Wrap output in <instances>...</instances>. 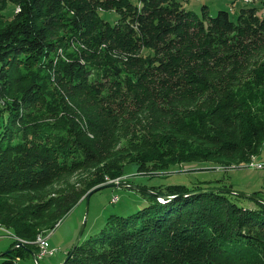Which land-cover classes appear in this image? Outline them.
<instances>
[{"label":"trees","instance_id":"1","mask_svg":"<svg viewBox=\"0 0 264 264\" xmlns=\"http://www.w3.org/2000/svg\"><path fill=\"white\" fill-rule=\"evenodd\" d=\"M184 1L0 0V226L16 239L8 250L24 241L0 264L38 257V235L129 166L162 171L215 155V164L228 168L232 157L242 169L261 155L264 0L236 20L205 6L197 15ZM103 13L115 14L114 23ZM15 78L28 87L11 99ZM79 173L75 184L64 180ZM230 178L141 186L164 199L142 193L145 207L111 216L64 264L264 261V244L223 224L231 217L264 232V204L211 191L233 189Z\"/></svg>","mask_w":264,"mask_h":264},{"label":"rangeland","instance_id":"2","mask_svg":"<svg viewBox=\"0 0 264 264\" xmlns=\"http://www.w3.org/2000/svg\"><path fill=\"white\" fill-rule=\"evenodd\" d=\"M133 2L138 4L140 0H133ZM184 4L186 9L193 11L197 15H202L204 6L208 8V12L212 17L216 16L221 10L228 11L232 20L237 19L239 11L242 8L252 5V3L247 4L242 0H185ZM103 17L112 23H114L116 19L115 14L109 13H103ZM93 32L94 37H98L99 34L102 33L97 26L93 27ZM63 33L65 32H59V35ZM60 53H62L61 50ZM118 59L121 60L123 58L119 57ZM121 66H124L125 70H129L128 64ZM13 86L14 94L10 95L11 99L14 98V95L19 96L22 94L27 89L28 82L21 83L15 78ZM58 90H60L61 93L67 92V95L70 96L72 100H83L87 106L92 104V102L89 101L91 100L90 98L85 97L81 93L73 94L63 85H60ZM205 146L206 149H214L217 147V145L212 144H205ZM209 159L210 161H197L175 165L170 169L162 171L148 169V171L145 170L141 173H137L136 168L129 166L125 170V176L115 180H109L106 184L120 183L138 187L143 185L148 187H167L170 185H186L188 187H193L200 186V184L207 186V182L214 183V181L229 173L231 177L229 183H231L235 191L248 195L259 192L264 200V169L258 170L254 167L236 169V164H233L234 158L232 157L228 160L230 162L228 169L222 165L214 163L217 161L215 155H212ZM255 163H264V145L262 153L257 157ZM80 178H82V175L80 176L79 173L68 176L64 180H67V184L71 185L77 183ZM62 187H64V184L61 181L56 183L52 187V190L62 189ZM86 199V196H83L71 211L61 218L55 229L47 236L48 248L57 251L54 256L47 255L42 258L37 257V262L32 258L26 257L17 261L16 264H58L67 255V258L61 263L64 264V261H67L76 250L75 249L73 252V248L82 231L86 215L88 219L80 242H84L99 233L106 226V223L111 216H128L148 204L147 198H145L141 192L125 188H104L94 193L91 196L89 203H87ZM162 200L163 199L158 198L159 202H162ZM241 204L250 208L255 207V202L250 199L242 200ZM219 209L223 214H226L225 209ZM234 219L236 218L229 217V219H225V223L223 224L227 228L229 227L232 229V233L236 230L238 236L239 234H242L244 239L253 238L255 240L253 243L264 244V232H258L256 229L252 230L247 227L244 229L238 227V223L236 220L234 221ZM12 236L13 233L11 231L0 227V255L9 251L8 249L14 242ZM21 242L24 244V241ZM5 259V257H0V263ZM255 264H264V261H259Z\"/></svg>","mask_w":264,"mask_h":264},{"label":"water","instance_id":"3","mask_svg":"<svg viewBox=\"0 0 264 264\" xmlns=\"http://www.w3.org/2000/svg\"><path fill=\"white\" fill-rule=\"evenodd\" d=\"M104 188H125V189H131V190H135V191H138V192H141V193L148 194V195L153 196V197H155V198H157V199H158V198H160V199H164V198H162L161 196H159L158 194H156V193H154V192H152V191H150V190H148V189H145V188H141V187H138V186H131V185H127V184L111 183V184H107V185H105V186L97 187V188H95L94 190H92V191L88 194V196H87V199H86L87 203H89V200H90L91 196H92L94 193H96V192H98V191H100V190H102V189H104ZM211 191H220V192L231 193V194H234V195H237V196H240V197H244V198H248V199H255V200H258L259 202H261L262 204H264V200H263V199H260V198L254 196V195H248V194H244V193L237 192V191H235L234 189H225V188H222V189H212ZM170 199H172V198H170ZM87 219H88V217H87V215H86L85 220H84V225H83L82 231H81L80 236H79V238H78V240H77V242H76V244H75V246H74V248H73V252H74V250L76 249V247H77V246L79 245V243H80L81 237H82V235H83V233H84V230H85V226H86V223H87ZM22 246H24L23 243H22V242H18L17 245H16L14 248L10 249L9 251L5 252L4 254H1L0 257H3L4 255H8V254H10V253H11L12 251H14L16 248H18V247H22ZM32 257H33V258L35 259V261L37 262V257H36L34 254L32 255ZM65 262H66V261H64V263H65Z\"/></svg>","mask_w":264,"mask_h":264},{"label":"built area","instance_id":"4","mask_svg":"<svg viewBox=\"0 0 264 264\" xmlns=\"http://www.w3.org/2000/svg\"><path fill=\"white\" fill-rule=\"evenodd\" d=\"M242 1L247 3V4H250V3L253 2V0H242ZM255 161H256V159H253V162L251 163L250 167H254V168L258 169V170L264 169V163H255ZM12 237H13V240H16L14 236H12ZM47 239H48L47 236H44V235L40 234L38 236V238L36 239V241L34 242V244H36L39 247V249H40V253L38 255V258H42V257H45L47 255L54 256L57 253L56 250L48 248ZM17 241L21 242L19 240H17Z\"/></svg>","mask_w":264,"mask_h":264},{"label":"bare ground","instance_id":"5","mask_svg":"<svg viewBox=\"0 0 264 264\" xmlns=\"http://www.w3.org/2000/svg\"><path fill=\"white\" fill-rule=\"evenodd\" d=\"M0 83H1V80H0ZM0 104H3V101H2V99L0 98Z\"/></svg>","mask_w":264,"mask_h":264}]
</instances>
